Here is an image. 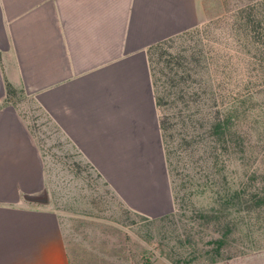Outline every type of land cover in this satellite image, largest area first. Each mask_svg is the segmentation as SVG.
<instances>
[{"label":"crops","instance_id":"1","mask_svg":"<svg viewBox=\"0 0 264 264\" xmlns=\"http://www.w3.org/2000/svg\"><path fill=\"white\" fill-rule=\"evenodd\" d=\"M211 7L214 0H0V264H72L65 212L30 197L48 187L40 117L7 82L127 205L166 214L175 199L149 49L215 18ZM254 259L264 264V251Z\"/></svg>","mask_w":264,"mask_h":264},{"label":"trees","instance_id":"2","mask_svg":"<svg viewBox=\"0 0 264 264\" xmlns=\"http://www.w3.org/2000/svg\"><path fill=\"white\" fill-rule=\"evenodd\" d=\"M224 1L230 15L149 49L177 205L160 218L177 224L182 213L179 220L188 225L183 232L174 228L173 235L192 248L191 261H229L264 250V0L232 7ZM184 37L186 43H176ZM7 87L17 99L19 90L9 81ZM76 164L79 173L86 168ZM206 193L211 203L200 205L195 199ZM121 204L127 212L151 218L123 199ZM187 210L196 212L189 217ZM184 218L211 225L217 233L206 243L211 248L197 239V223ZM173 261L182 264L181 259Z\"/></svg>","mask_w":264,"mask_h":264},{"label":"rangeland","instance_id":"3","mask_svg":"<svg viewBox=\"0 0 264 264\" xmlns=\"http://www.w3.org/2000/svg\"><path fill=\"white\" fill-rule=\"evenodd\" d=\"M242 1L246 0H228V3L232 7ZM214 2L215 7L211 9L216 21L228 11L224 0ZM187 40L184 37L176 43L183 44ZM19 98L27 110L40 117L38 122L42 123L37 135L50 163L48 187L40 195L48 196L65 212L70 227L68 240L72 264H178L173 261L174 258L181 259L182 264H256L255 254L261 251H252L229 261L211 262L206 258L191 261L192 248L181 245L173 235L174 228L183 232L185 225H188L179 220L182 215L180 211L176 218L177 224L171 220L173 218H160L164 214L145 218L135 212L125 211L121 207L122 199L106 183L105 178L68 146L59 134L53 133L51 127L43 125L46 117H41V111L30 102L27 92L19 89ZM76 161L86 167L81 173L78 172ZM195 200L200 205L208 206L211 203L210 193ZM176 208L175 203L172 211ZM194 212L187 210V216L190 217ZM185 220L197 223V239L201 240L202 246L211 248L206 243L217 236L211 225L203 220L193 221V218Z\"/></svg>","mask_w":264,"mask_h":264},{"label":"water","instance_id":"4","mask_svg":"<svg viewBox=\"0 0 264 264\" xmlns=\"http://www.w3.org/2000/svg\"><path fill=\"white\" fill-rule=\"evenodd\" d=\"M30 197L34 198V199L44 200V201H48L49 200L48 196L37 195V196H30Z\"/></svg>","mask_w":264,"mask_h":264}]
</instances>
